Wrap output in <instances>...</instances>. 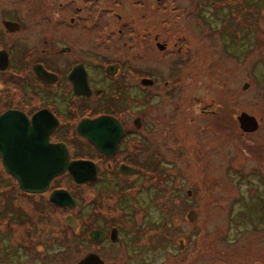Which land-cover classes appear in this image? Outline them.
Segmentation results:
<instances>
[{"label":"flooded vegetation","instance_id":"af4514ba","mask_svg":"<svg viewBox=\"0 0 264 264\" xmlns=\"http://www.w3.org/2000/svg\"><path fill=\"white\" fill-rule=\"evenodd\" d=\"M239 2L241 0H0V119L4 118L0 122V139H16L24 133L34 139L39 135H33L37 134L33 118L40 119L43 131L55 120L57 126L46 136L47 144H64L70 162H84L96 171L93 180L81 185L74 184L71 175L64 173L50 182L47 192L27 194L8 174L0 152V174L4 176L0 206H5L9 226L20 220V235L15 233L17 239L10 237L12 245L24 253L17 264L22 258L38 262L36 246L27 250L34 246L37 238L34 231L41 228L38 223L41 216H49L55 208L66 212V217L76 218L77 232L84 233L85 244L91 248L89 253L98 255L104 243H109L120 249L122 258L136 255L133 250L123 252L126 246L121 245L122 233L127 227V217L134 218L136 209L144 203L139 198L141 191L144 194L146 188H151L152 153L162 156L167 150L160 144L178 140L182 129L184 84L187 83L184 75L190 76L189 71L182 68V62L205 59L202 48L209 49L212 35L219 29H212L208 18ZM203 13L208 14L207 19ZM167 60L169 69L161 70L160 64ZM200 69L190 71L192 78L188 81L196 83L197 80L196 87L201 84ZM168 100L173 103L172 108L164 114L162 104ZM190 100L193 99L188 102ZM207 100L206 104L212 101L216 105L212 98ZM204 113L201 109V114ZM206 113L213 115L212 110ZM261 121L257 120L258 128L253 133L239 129L246 144L249 136L263 130ZM203 124L211 126L212 122L204 119ZM227 131L223 128L219 132L225 135ZM34 146L32 142L29 147ZM251 146L264 149V139L261 145L252 142ZM245 147L243 142V149ZM171 150L173 155L183 158L178 144L171 145ZM188 164L191 165L189 161ZM153 171L160 179L164 178L163 169ZM190 172L192 183H198L195 186L199 189L198 169L193 166ZM62 177L80 190L79 217L72 214L78 204L71 191L76 202L74 210L49 202L52 191L69 192L61 186L52 187L53 181ZM192 191H186V196L190 197ZM126 205L128 215L122 212L121 217L125 218L121 222L109 223L106 215L116 211L113 207L119 211V207ZM108 206L111 209H107ZM26 207L33 216L25 212ZM194 208L190 207L186 215L193 211L194 221H199V208ZM25 217L30 224L29 229L23 230ZM95 229L107 234L97 244L88 238ZM113 229L118 237L114 243L109 240ZM27 238L31 241L26 242ZM40 241L45 243L41 264H50L54 253H47L49 243ZM179 242L182 249L183 241ZM198 249L196 246L184 258L186 264L197 261Z\"/></svg>","mask_w":264,"mask_h":264},{"label":"rangeland","instance_id":"374dc122","mask_svg":"<svg viewBox=\"0 0 264 264\" xmlns=\"http://www.w3.org/2000/svg\"><path fill=\"white\" fill-rule=\"evenodd\" d=\"M220 11L213 18H208L212 29H219L217 34L213 33L209 49L202 48L205 59L199 57L200 60L195 62H182V68L190 75H184L187 83L184 84L186 98L182 129L178 140L160 144L167 152H163L162 156L152 153L153 170L163 169L164 178L160 179L152 170L151 188H146L145 193L141 191L139 195L144 203L138 206L134 218L130 216L126 219L127 227L123 230L121 245L126 246L123 252L133 250L136 255L126 254L128 259L122 258L120 249L104 243L98 253L104 264H186L184 258L196 246L200 255L197 261L187 264H264V181H259L264 179V149L262 146L250 147L252 142L261 145L264 139V0H241L237 5L232 4ZM207 15L202 14L205 19ZM169 67L168 60L160 64L161 70H168ZM197 67L201 68L199 87H196L197 80L196 83L188 81L192 78L190 71ZM245 83L249 87L243 90ZM207 98H212L217 104H213V115H207L208 109H204L211 104H206ZM188 99L195 101L188 102ZM172 104L170 100L163 102L164 114L172 108ZM194 106L205 113L195 114L198 111L189 108ZM223 109L224 113L232 112L238 116L244 112L258 121L263 120V130L249 136L246 144L240 137L238 123L233 132L228 129V124L224 125L227 122L225 115L221 116L223 128L228 129L225 135L215 125L203 124L205 118L213 116L218 119L217 113ZM243 142L246 145L244 149ZM177 144L183 158L172 153L171 145ZM192 165L199 171V189L196 188L198 183L195 186L191 180ZM3 181L4 176L0 174V192ZM58 186L75 195L78 205L72 214L79 217L80 190L66 177L53 181L52 187ZM188 190L192 191L190 197L186 196ZM190 205L195 206L194 210L199 208V221L196 219L190 223L186 220V212L194 207ZM4 209L5 206H0V264H17L24 253L12 245L10 237L17 239L20 235V220L9 226ZM113 209L116 211L106 215L112 225L121 222L129 212L127 205L119 207V211L115 207ZM25 212L33 216L28 207ZM122 212L126 214L121 217ZM66 216L67 213L59 209H53L49 216H41L38 222L41 228L34 231L37 236L34 237V246L27 250L31 251L36 246L39 264L45 256L42 251L45 243L40 240L49 243L45 249L47 253H54L50 264H76L91 252L85 244L86 240H81V235H77V240L72 242H65L57 236L65 232ZM26 220L25 217L23 230L29 229L30 221ZM179 240L183 241L182 249H179ZM26 260L22 258L20 264H38Z\"/></svg>","mask_w":264,"mask_h":264},{"label":"water","instance_id":"95a60500","mask_svg":"<svg viewBox=\"0 0 264 264\" xmlns=\"http://www.w3.org/2000/svg\"><path fill=\"white\" fill-rule=\"evenodd\" d=\"M248 87V84L243 85V90ZM2 121L4 118L0 119V122ZM39 122L40 119L33 118L34 133H37L33 135H39L34 139L26 137L25 133L20 134L16 139H0L2 162L8 174L16 180L19 189L27 194H43L47 192L50 182L64 173L70 174L76 185L93 180L96 175L95 169L87 167L81 161L70 162L69 153L64 144H47L46 136L57 126V122L54 120L45 131ZM237 122L243 133H253L258 128L257 120L246 113H240ZM77 131L81 133V125L78 126ZM32 142L35 144L33 148L29 147ZM127 171L137 173L135 170L127 169ZM49 202L56 207L70 210L76 208L75 200L66 190L52 191L49 195ZM195 218L196 214L193 211H189L186 215L190 223ZM64 222L73 232L79 228L76 218L72 215L66 217ZM106 235L104 231L95 229L88 234V238L97 244L103 241ZM109 240L117 242L115 229L111 230ZM179 246H182V242H179ZM76 264H104V261L97 254L89 253Z\"/></svg>","mask_w":264,"mask_h":264},{"label":"trees","instance_id":"16d2710c","mask_svg":"<svg viewBox=\"0 0 264 264\" xmlns=\"http://www.w3.org/2000/svg\"><path fill=\"white\" fill-rule=\"evenodd\" d=\"M210 102H211V104H209L210 109H208V110H212V109L215 108V105L213 107L212 101H210ZM224 110L225 109H223L222 112L219 111V113H217L218 119L213 118V116H211L209 118H205V119H207L209 123L212 122V124L215 125L218 128V131H219V129L223 130V126L221 124L222 123L221 116L223 117L225 115V120H227V124L229 123L228 124V129L230 128V130H232V132H233L235 130L234 127L237 126L236 115L234 113H232V112H225L224 113ZM235 111H239V109H236ZM199 113H201V111ZM231 124H232L233 127H231ZM48 207H50V205H48ZM54 210L56 211V208ZM41 211H43V210H41ZM64 227H65V232H60L57 236L62 237L65 242L66 241H71L72 242L73 240H77V238H78L77 235H79V236L81 235V240H85V235H84L83 232L81 233V232L78 231L77 233H74L69 227H67L65 225H64ZM202 251L203 252H207V250H202ZM207 253L211 255L210 252H207Z\"/></svg>","mask_w":264,"mask_h":264}]
</instances>
